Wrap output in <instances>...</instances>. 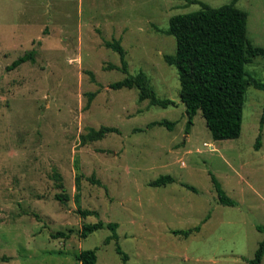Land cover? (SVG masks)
<instances>
[{"label": "rangeland", "instance_id": "1", "mask_svg": "<svg viewBox=\"0 0 264 264\" xmlns=\"http://www.w3.org/2000/svg\"><path fill=\"white\" fill-rule=\"evenodd\" d=\"M231 1L0 0V264H78L74 256L93 248L94 264H121L114 243H103L105 228L79 237L80 225L96 220L117 224L125 264L252 258L264 238L257 229L264 231V90L245 87L236 139L211 140L199 111L185 134L177 74L163 61L174 52L165 33L171 16ZM233 6L246 14L249 44L264 48V0ZM111 40L124 51L127 73L142 72L173 106L109 88L124 77L117 54L103 45ZM29 50L32 63L5 70ZM244 70L264 83L263 57ZM87 93L94 96L86 106ZM159 120L171 129L149 126ZM101 126L116 131L90 140ZM208 173L236 206L215 204ZM160 175L173 183L148 186ZM78 209L97 217L81 219ZM197 225L186 238L171 234ZM56 232L66 237L53 238Z\"/></svg>", "mask_w": 264, "mask_h": 264}, {"label": "trees", "instance_id": "2", "mask_svg": "<svg viewBox=\"0 0 264 264\" xmlns=\"http://www.w3.org/2000/svg\"><path fill=\"white\" fill-rule=\"evenodd\" d=\"M235 0L218 7H209L199 3L196 11L176 14L167 22L165 33L173 38L174 52L171 55H163V61L172 66L178 79V100L183 105L186 117L184 133L187 134L191 125V119L199 111L204 120L205 127L213 141L236 139L240 132L241 109L245 87L264 90V83L256 81L248 76L244 66L255 56L264 58V48L253 47L246 38V14L233 6ZM105 48L110 49L118 56L117 68L124 77L121 80L109 84L111 90L134 89L139 101L146 100L150 106L167 108L173 106L168 99L156 97L153 89L142 72L134 75L127 73V65L124 59V51L115 40L103 42ZM34 51L29 50L13 60L5 67L11 71L25 62H33ZM94 93H87L86 106ZM264 122V106L259 118V133ZM162 126L170 130L172 124L166 120L152 122L149 126ZM116 130L111 127L101 126L96 131L91 130L90 140H97L107 133ZM260 134L255 139L254 149L259 146ZM209 181L215 196V204L234 207L236 202L226 196L216 178L208 173ZM92 180V179H91ZM75 188H78L77 179ZM97 184V182L94 181ZM173 183L169 175H160L148 183L150 187H162ZM60 187V186H59ZM183 187L190 192L196 190L187 185ZM57 201H63L64 195H56ZM79 218L87 216L97 217L93 210L78 209ZM208 218V213L200 221L203 223ZM105 228L109 234L103 243H114V253L119 257L121 264L127 261L126 254L117 244L116 228L114 222L82 223L79 229V237L85 238L92 232ZM257 229L264 233L261 228ZM199 225L186 230H172L171 234L186 238L198 232ZM53 238H64L66 234L56 232ZM264 254V238L258 242L250 260L246 264H259ZM78 264H94L95 248L81 250L74 256Z\"/></svg>", "mask_w": 264, "mask_h": 264}]
</instances>
